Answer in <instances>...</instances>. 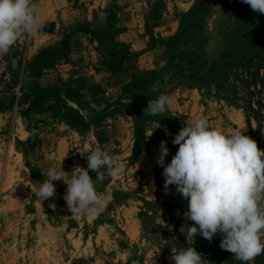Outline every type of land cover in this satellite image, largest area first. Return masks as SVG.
Instances as JSON below:
<instances>
[{
	"label": "rangeland",
	"instance_id": "obj_1",
	"mask_svg": "<svg viewBox=\"0 0 264 264\" xmlns=\"http://www.w3.org/2000/svg\"><path fill=\"white\" fill-rule=\"evenodd\" d=\"M34 2L46 25L0 55V264H174L192 246L205 264H242L219 234L180 231L187 201L156 161L196 117L264 150V15L241 0ZM162 93L171 106L148 115ZM97 147L125 165L96 181L98 213L72 215L63 181L35 196L49 167L86 169Z\"/></svg>",
	"mask_w": 264,
	"mask_h": 264
},
{
	"label": "clouds",
	"instance_id": "obj_2",
	"mask_svg": "<svg viewBox=\"0 0 264 264\" xmlns=\"http://www.w3.org/2000/svg\"><path fill=\"white\" fill-rule=\"evenodd\" d=\"M241 2L264 15V0ZM45 25L34 0H0V55L9 54L21 37H31ZM172 102L170 95L162 93L149 101L147 114L162 115ZM243 129L217 130L206 117L193 118L173 138L172 143L179 147L170 163L165 166L169 149L163 140L156 163L163 168L165 192L175 186L187 201L183 216L192 223L180 228L186 238L199 235L211 242L219 234L222 250L242 264H251L264 254V150ZM164 131L168 134L166 127ZM86 158L87 168L76 166L71 173L49 167L39 187L32 189L35 196L41 202L54 197V182L63 181L67 185L63 198L72 215L98 213L102 197L96 181H103L105 175L122 176L125 165L100 147ZM90 171L96 173L95 179ZM172 260L174 264H205L204 256L193 246L172 252Z\"/></svg>",
	"mask_w": 264,
	"mask_h": 264
}]
</instances>
